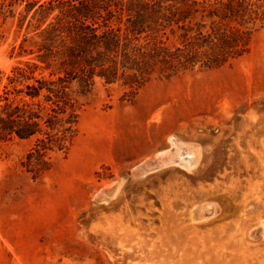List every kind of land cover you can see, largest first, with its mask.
Masks as SVG:
<instances>
[{
  "label": "rangeland",
  "instance_id": "rangeland-1",
  "mask_svg": "<svg viewBox=\"0 0 264 264\" xmlns=\"http://www.w3.org/2000/svg\"><path fill=\"white\" fill-rule=\"evenodd\" d=\"M29 2L0 0V107L33 82L9 79L58 14ZM126 91L98 82L37 179L20 166L30 143L0 141V264H264V29L229 65ZM169 137L197 149L195 166L136 170Z\"/></svg>",
  "mask_w": 264,
  "mask_h": 264
},
{
  "label": "trees",
  "instance_id": "trees-1",
  "mask_svg": "<svg viewBox=\"0 0 264 264\" xmlns=\"http://www.w3.org/2000/svg\"><path fill=\"white\" fill-rule=\"evenodd\" d=\"M29 1L58 14L38 34L35 61L9 79L33 82L3 89L0 141L30 143L20 166L34 179L70 149L98 82L127 89L121 100L131 102L154 79L231 64L264 29V0ZM36 70L47 75L35 78Z\"/></svg>",
  "mask_w": 264,
  "mask_h": 264
},
{
  "label": "bare ground",
  "instance_id": "bare-ground-1",
  "mask_svg": "<svg viewBox=\"0 0 264 264\" xmlns=\"http://www.w3.org/2000/svg\"><path fill=\"white\" fill-rule=\"evenodd\" d=\"M153 119L157 121L159 119V115H155ZM168 142L170 143V147L168 150H165L158 154L156 153V155H154L152 158L149 157L150 159L145 160L142 164L135 167L136 170H139V171L141 170V173L143 172L146 173V172L156 171L157 169H160L162 167L166 168V166H170V165H177V166H180V168L186 169V170H190L192 167L195 166L198 160V151L194 146L187 144V143L179 142L174 137H169Z\"/></svg>",
  "mask_w": 264,
  "mask_h": 264
}]
</instances>
